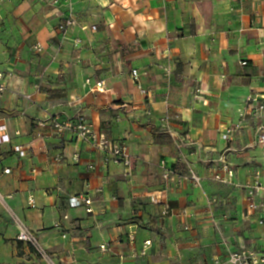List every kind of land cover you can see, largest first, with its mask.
Masks as SVG:
<instances>
[{"label": "crops", "instance_id": "0c3cea01", "mask_svg": "<svg viewBox=\"0 0 264 264\" xmlns=\"http://www.w3.org/2000/svg\"><path fill=\"white\" fill-rule=\"evenodd\" d=\"M70 1L77 23L64 35L57 27L66 7L2 0L0 264H47L17 240L13 214L55 264H206L261 251L264 212L249 210L247 189L264 173L257 120L248 117L233 141L224 135L240 123L248 95L264 94V0ZM88 80L104 91H90ZM79 114L95 133L127 142L131 168L49 125ZM161 161L193 170L201 184L165 192ZM223 164L234 172L230 183L214 179L227 177ZM83 195L92 214L70 206ZM255 201L264 202V190Z\"/></svg>", "mask_w": 264, "mask_h": 264}, {"label": "built area", "instance_id": "2783aa9c", "mask_svg": "<svg viewBox=\"0 0 264 264\" xmlns=\"http://www.w3.org/2000/svg\"><path fill=\"white\" fill-rule=\"evenodd\" d=\"M51 4L54 6H64L67 8L66 18L58 25L57 29L62 33L66 34L67 31L76 25V19L72 11V3L70 0H51ZM1 5L2 0H0V25L2 23L1 15ZM86 29V28H85ZM92 31H96V28H92ZM80 43L79 40H77ZM35 50L37 52L42 51L41 45H36ZM243 66L247 65V62L241 63ZM131 76L133 80L138 83L139 88V78L140 73L138 70L134 69L131 71ZM6 75L3 72H0V94L5 93L7 90V80ZM86 85L90 88V91L103 92L105 88L104 82H99L95 85H92L88 80ZM142 93H146L145 90H142ZM26 99H30V96H22ZM197 99L201 98V93L196 96ZM248 117H253L257 120V125L255 128V140L257 145L261 148L264 154V94H253L248 95L246 100L245 112L241 114V121L234 128L228 130L224 135V138L228 141L234 140V133L241 129V125ZM170 116L167 115L163 118L162 122L166 125L168 123ZM40 125L46 126L45 122H41ZM49 125L56 135H63L65 133H71L76 136L78 139L86 140L92 142V144L99 150L103 151L106 154L105 162L114 163L118 165H123L124 167L131 168L132 159L129 152V147L127 142H112L105 138L102 134H97L94 132L92 125L88 122L86 117L83 114H79L76 118L61 120L59 117H52L49 120ZM168 129H170L167 126ZM170 131V130H169ZM17 152L21 156L24 155V151L21 148H17ZM78 159L77 157L75 158ZM59 160V159H57ZM160 167L162 169V177L166 183L165 192H167L172 183H181V182H193L196 185H200L202 179L197 175L196 172L190 170L187 174H180L173 168H169L166 165L165 161L160 162ZM223 171L227 173V177L223 178L220 175L214 177L215 180L230 183L231 178L234 175L233 170L229 165L223 164ZM94 170V167H90ZM6 173H9L10 170H5ZM264 173H257L256 180L253 184L248 185V195L250 199L249 210H262L264 212V202H257L255 198L257 197L260 190H264ZM29 205L34 207L35 200L33 197L29 199ZM70 206L81 207L85 206L86 211L90 214L94 212L93 210V200L88 196H79L70 199ZM14 222L18 228L17 240L23 242L33 248L38 256L44 260L47 264H55L54 260L50 254L42 247L36 234L30 230L26 223L21 220L18 216L13 214ZM259 224L264 226V217L259 220ZM130 239H134V233L131 234ZM151 241H146L144 248L145 250L151 246ZM101 250H109L108 245H102ZM145 254V252H143ZM264 264V247L261 251H251L248 249H241L238 251H229L226 257L225 262L220 261L219 259L213 260L206 264Z\"/></svg>", "mask_w": 264, "mask_h": 264}]
</instances>
